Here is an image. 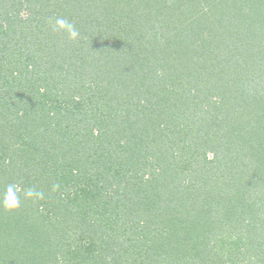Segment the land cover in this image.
Segmentation results:
<instances>
[{
	"label": "trees",
	"instance_id": "1",
	"mask_svg": "<svg viewBox=\"0 0 264 264\" xmlns=\"http://www.w3.org/2000/svg\"><path fill=\"white\" fill-rule=\"evenodd\" d=\"M233 1L0 0V264H264V0Z\"/></svg>",
	"mask_w": 264,
	"mask_h": 264
},
{
	"label": "clouds",
	"instance_id": "2",
	"mask_svg": "<svg viewBox=\"0 0 264 264\" xmlns=\"http://www.w3.org/2000/svg\"><path fill=\"white\" fill-rule=\"evenodd\" d=\"M54 32H63L66 33L70 40H77L79 38V32L71 22L65 20L64 18H58L55 21V24L52 29ZM19 191V189H16ZM24 196L26 199H42L43 194L36 192L32 188H27L24 191ZM0 207L5 211L14 212L20 207L19 197L15 194L13 186H9L7 189L6 196L0 201Z\"/></svg>",
	"mask_w": 264,
	"mask_h": 264
},
{
	"label": "rangeland",
	"instance_id": "3",
	"mask_svg": "<svg viewBox=\"0 0 264 264\" xmlns=\"http://www.w3.org/2000/svg\"><path fill=\"white\" fill-rule=\"evenodd\" d=\"M229 2L230 3H228V2H226V3H224L223 5H222V7H221V9L218 11L219 13H222V14H226L227 13V15L228 14H230V13H232V12H229V11H227V9H229V7L231 8H233L234 7V1L232 0H229ZM236 4V3H235ZM237 5V4H236ZM218 12H216V13H218ZM259 13L257 12V16H258V20L259 19H262V21H264V16H260V15H258ZM241 19H243V17H242V15H240L239 16V21L241 20ZM234 20V22L236 21L235 19H233ZM228 24H227V22L226 21H223V22H221L220 24H219V28H220V30H228ZM251 28V27H250ZM249 28V29H250ZM249 35L250 36H252V33H251V31L249 32Z\"/></svg>",
	"mask_w": 264,
	"mask_h": 264
}]
</instances>
